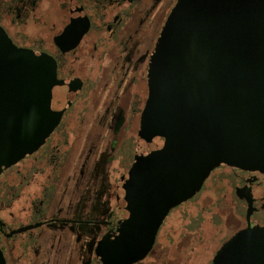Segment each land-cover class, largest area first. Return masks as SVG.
<instances>
[{"label": "flooded vegetation", "instance_id": "1", "mask_svg": "<svg viewBox=\"0 0 264 264\" xmlns=\"http://www.w3.org/2000/svg\"><path fill=\"white\" fill-rule=\"evenodd\" d=\"M182 1L0 0V35L48 56L58 82L48 124L30 128L36 147L0 172L3 264H104L130 217L122 179L136 160L152 57ZM211 180L210 191L229 185L216 199L226 219L222 245L249 225L264 226V174L222 165L169 212L135 264L162 259L174 211ZM182 219L189 238V211Z\"/></svg>", "mask_w": 264, "mask_h": 264}, {"label": "water", "instance_id": "2", "mask_svg": "<svg viewBox=\"0 0 264 264\" xmlns=\"http://www.w3.org/2000/svg\"><path fill=\"white\" fill-rule=\"evenodd\" d=\"M169 20L122 179L130 217L104 264L145 259L169 212L220 166L264 174V0H183ZM57 83L48 56L0 35V172L36 147L30 128L48 124ZM211 264H264V226L236 233Z\"/></svg>", "mask_w": 264, "mask_h": 264}, {"label": "rangeland", "instance_id": "3", "mask_svg": "<svg viewBox=\"0 0 264 264\" xmlns=\"http://www.w3.org/2000/svg\"><path fill=\"white\" fill-rule=\"evenodd\" d=\"M229 171L227 168L221 169L213 175V178L219 174L225 176L224 173ZM213 183L211 180L206 184L207 188L196 201L190 202L174 211L175 219L170 222L171 224L174 223L173 238L168 243L167 248H164L167 252L163 255L161 264H210L213 260L216 251L221 246L222 238L226 234L224 227L226 219L224 216L219 217L220 212L217 208L218 201L216 199L219 193L222 190L225 192L227 186H229L226 185L228 183H224L222 190L223 186L216 187L213 191L217 193H213V191H210L213 188ZM187 211H189L190 224L192 226H196L199 223L198 221L196 225L193 223L198 216L202 219L198 224L199 229L191 227L192 234L189 238H187V231L184 234L185 226L189 220H178V216ZM160 247L161 245L157 249H161Z\"/></svg>", "mask_w": 264, "mask_h": 264}, {"label": "trees", "instance_id": "4", "mask_svg": "<svg viewBox=\"0 0 264 264\" xmlns=\"http://www.w3.org/2000/svg\"><path fill=\"white\" fill-rule=\"evenodd\" d=\"M187 204H188V203H187ZM183 206H185V205H183ZM183 206H181V207H183ZM181 207H179V208H181ZM179 208H178V209H179ZM176 210H177V209H176ZM176 210H175V211H176ZM178 217H179V219H182V215H181V216H178ZM199 217H200V216H198L197 220H195V221L193 222L195 225L197 224V221H198L199 223L202 221V219H200ZM199 223H198V224H199ZM198 224H197L196 226L193 225L192 227H193V228H198V229H199V225H198ZM160 245H161V243H160ZM163 245H164V243H163ZM163 245H161V248L167 246L168 244H165V246H163ZM221 245H222V243H221ZM219 248H221V247H219ZM218 250H219V249H218ZM216 252H217V251H216ZM200 253H201V252H200ZM200 253H199V254H200ZM215 254H216V253H215ZM154 259H156V257H155ZM161 260H162V259H161ZM161 260H160L157 264H161ZM211 263H212V261L210 262V264H211ZM153 264H154V263H153Z\"/></svg>", "mask_w": 264, "mask_h": 264}]
</instances>
